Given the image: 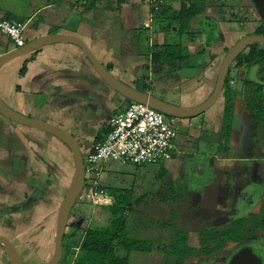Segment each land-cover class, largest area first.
I'll return each instance as SVG.
<instances>
[{
    "label": "crops",
    "instance_id": "crops-1",
    "mask_svg": "<svg viewBox=\"0 0 264 264\" xmlns=\"http://www.w3.org/2000/svg\"><path fill=\"white\" fill-rule=\"evenodd\" d=\"M165 1L169 6L173 2ZM149 2L150 0H0V19L14 18L26 22L24 44L46 34L76 35L106 68H110L113 75L132 86L146 85V91L153 94L146 84L144 74L148 68L139 71L138 67L145 62L142 59L144 57L148 60L145 63L149 64V69L153 66L162 69L163 65L160 63L152 64V52L162 50V46L178 40L181 45L184 42L194 43L189 41L194 37L190 33L191 29L189 33H176L179 21L178 24L176 20L172 21L173 30L172 27L165 28L171 21L172 14L177 15L184 4L182 14H193L188 21L193 24L189 23L191 27L195 26L200 17L204 23L212 22L211 26L214 27H207V31L201 30L203 32L199 35L200 43L196 52H190L187 46H183L190 55H196L197 60L193 63L200 64L198 66L202 74L197 78L196 85H201L200 89L191 88L165 97L166 101L170 100L168 102L178 105L202 102L212 92L216 79L215 75L208 76L202 67L208 50L219 45L228 48L230 34L224 33L225 28L222 26H228L230 22L218 23L215 15L211 20H204L208 9V3L205 2L181 0L178 6H171L170 11L162 10L163 13L156 17L152 14ZM195 9L198 12L195 13ZM218 25L221 32L217 29ZM145 40L148 44L140 48ZM13 48H16L15 44L0 32V54ZM126 68L129 70L127 73L124 72ZM231 89L234 107L227 142L221 134V93L218 97L221 101L217 104L216 101L203 114L179 119V139H175L172 158L164 163H154L159 167L154 172L155 180H161L158 186L146 187L142 180L137 185V191L141 194L136 199L140 198L146 207L149 206L148 203L160 207L151 210L152 221L166 223L162 218L167 216L168 211L174 215L175 203L181 209H188L192 216L190 203L186 206L187 200L193 199L196 204L197 200H202L200 186L204 185L206 178H209L208 182L216 180L219 186L215 197L218 221L232 218L236 214L234 208L239 204L248 207L250 213L258 212L257 199L253 198L258 192V131L254 132V122L244 124L241 131L236 119V114L239 116L249 111L246 104H243L248 99L244 81ZM0 97L19 113L64 128L81 142L80 148L83 150L99 142L105 135L107 118L129 104L127 99L99 78L78 46L66 42L44 45L7 62L0 69ZM174 98L177 101L173 102ZM242 132L246 134V139L242 138ZM61 145L63 144L58 138L48 133L0 115V207L19 204L29 195L35 198L47 188L54 174L53 166L61 159L57 153L59 148L63 149ZM246 150L248 153H245ZM142 166L132 168L137 171ZM109 174L106 165L104 184L110 180L113 188H124L132 195L133 184L127 187L115 185L119 179H110ZM163 177L169 178L162 180ZM141 184L147 189L143 190ZM162 186H165L162 190L169 186L172 191L168 197L158 192ZM240 197L244 198L243 203H240ZM40 200L36 199L33 203L37 210L40 204L45 205ZM166 203L169 205L166 206ZM199 223L208 224L207 221ZM200 227L195 226L188 231L187 245H198L196 231ZM190 240H193V244ZM196 259L199 260L195 264H204L202 258Z\"/></svg>",
    "mask_w": 264,
    "mask_h": 264
},
{
    "label": "rangeland",
    "instance_id": "rangeland-1",
    "mask_svg": "<svg viewBox=\"0 0 264 264\" xmlns=\"http://www.w3.org/2000/svg\"><path fill=\"white\" fill-rule=\"evenodd\" d=\"M180 1L181 0H173L171 6H178L180 4ZM194 1H196L197 3H208V9L206 10L207 12L204 14V20H211L215 15L218 23L225 21L230 22V25H228L229 27L222 26L223 28H225L224 33H228V35L230 34L228 47L239 37L254 33L258 29L259 16L257 10L249 0ZM195 10V13L198 12L197 9ZM220 16H222V18L219 19ZM152 19L154 20V18ZM189 23L193 25L191 22ZM211 25L212 22L204 23L202 18L200 17L195 22V26L190 28L192 30V32L190 33H192L194 37H189V41L194 43L188 44L184 42L182 43V46H187L190 52H196V50L198 49V44L200 43V33L203 31H207V27H214ZM173 29L174 27H172V30ZM202 29L203 31H201ZM217 29L218 31L221 30L219 25ZM143 32L144 31L142 30V33ZM142 39L141 41H143ZM147 44L148 43L145 40L141 43L140 48H143ZM257 46L260 48L264 47L263 44H257ZM226 48L227 47H225L224 45H219L213 47V50H208L204 66L201 61L203 66L202 68H204L205 73L209 74L208 76H216L220 62L226 52ZM244 54H248V50H246ZM181 55L185 56V58L181 59L184 61V65H182L180 68H178L179 63L175 61L164 64L162 69L158 66H153V68L150 67L149 69V64L145 63L148 62V60L144 57H142V59L145 62L140 64L138 67L139 71L141 69L145 68L146 70V68H148V70H146L144 73L146 75V84L148 85V88H151L153 94L161 95V99L165 101L167 100L166 97H169L171 95L174 96L176 95L175 93L179 91H188L191 88L200 89L201 87V85L196 86L198 84L197 78L200 74H202V71L199 68L200 64L193 63L195 62V60H197L196 55H190L188 51L187 53H181ZM186 55H188V57ZM246 61V57H243L238 62H234L230 67V87H237L240 81L250 82V84H252V87H255L256 85H258V81L260 80L261 76L263 77L262 82H264L263 74L261 75L258 73V65L250 64L251 66L247 67ZM128 71L129 70H127V68L124 70L125 73H127ZM194 74L195 77H193ZM251 93L252 88H249L246 93L247 97H249ZM262 95L264 103V93ZM174 101H177V98H174L173 102ZM218 101L220 102L221 98H218L216 104L219 103ZM243 104L245 105V102ZM238 114H240V112ZM236 119L239 121L241 131H243L244 129V124L253 122L251 113H249V111L243 112V114L241 113L239 116L236 114ZM242 135V138L246 139V134L244 132H242ZM61 148L63 149L59 148L57 150V153L60 154L59 156L61 157V159L56 161V166H53L54 174L52 175V177L51 175L49 176L51 177V181L48 182L47 188L42 192L40 191L37 195V199H41L40 201L43 200L42 202H45V205L40 204L38 206V210L35 209V207L29 205L25 206V208L20 211L13 210L9 214L7 221L2 224L0 223V227L4 225L3 227L9 230V232L7 233L11 236L16 246L21 250L25 264H46L52 254L57 210L67 190L74 168L73 157L67 146L63 144L61 145ZM245 153H248V150H246ZM132 167L133 165H123L117 161H110L107 163V170L111 174H109L110 179L111 177L119 179V182L115 185L122 184V187H127L133 184L134 186L133 193L132 195H130V200L132 202L131 206L134 208L131 209L128 214L127 212H125V214H127L126 218L128 221V236L133 239L151 240L155 245L158 243L167 244L173 237L175 228L169 225H164L161 221H152L150 218L152 216L151 210H156L160 207H157V205H151L150 203H148L149 206L146 207L142 203L140 198H135L136 196L141 194V192L137 191V185L141 180L146 187H148V185L151 188H155L158 186L161 180H159V182L155 180L154 172H157L159 167H157L156 164H144V166L139 167L137 171ZM168 178L169 177H163L162 180ZM208 180L209 178H206L204 185L202 184L200 186L202 200H197L198 204H196L193 199L187 200L188 203H186V206H188V204L190 203L191 214H193L192 216L189 214L188 209H181L180 207H178L177 203H175L174 215H172L171 213L169 214L168 211L167 216L165 218H162V221L166 223L172 221L176 225V227L185 228L188 231L194 229L195 226L202 225V223L199 222L203 221H207L208 225H221V223L217 220L219 213L216 212L218 208L215 204V197L217 195L216 191L219 186L216 180H211L210 182H208ZM112 184L113 183L108 180L104 185L108 187L107 190H110ZM143 184H141L143 190L147 189L143 186ZM163 188H165V186L160 187L158 192L160 193V195L168 197L172 191L169 189V186L166 189L162 190ZM42 197L44 198L42 199ZM253 198L255 200L257 199L256 202H258L259 208L260 201L264 199V126L258 129V192L255 194V196H253ZM239 200L240 203H243L244 198L240 197ZM165 205L168 206L169 203H166ZM234 211L236 214L234 213L235 215L233 217H239L240 215L243 216L244 213H248V207L246 208L245 205L239 204L234 208ZM185 216L187 218H185ZM107 217L108 213L104 211L102 207H93L87 203H81V201H78L75 205L74 213L68 220V225L71 226L75 225L76 223L83 222L82 224H84L85 227H99L106 224ZM68 228L69 226L66 228V230L69 231ZM81 232L82 230L79 229L75 236H66L63 239L62 252L64 253V256L61 257V264H66L69 251L77 242V239ZM256 236V240L251 242L253 245L252 248L257 255L261 256L264 259V242H258V235ZM260 236L264 239V233H260ZM190 241L193 244V240ZM198 246L199 240L196 247ZM236 246L237 245L228 242L225 244V255H222L221 257H218L216 259H203L204 261L202 259L200 260H202L204 264H225L227 252L232 251L233 253ZM118 253L120 255H123V249H118ZM73 259L69 262V264L73 263ZM174 260L175 258H168L161 250L154 248L151 252H130L128 264H174ZM198 260L199 259H196L194 257L185 258L183 260V264H195Z\"/></svg>",
    "mask_w": 264,
    "mask_h": 264
},
{
    "label": "trees",
    "instance_id": "trees-1",
    "mask_svg": "<svg viewBox=\"0 0 264 264\" xmlns=\"http://www.w3.org/2000/svg\"><path fill=\"white\" fill-rule=\"evenodd\" d=\"M150 3L152 14L155 15L154 17L159 13L161 14L162 10L170 11L171 9V6H169L165 0H150ZM182 9H185L184 4L177 15L172 14L173 16L170 18L171 21L165 27L171 29V27H173L172 21H179L176 29L178 35L190 32L191 26L188 21L193 16L190 12H188V14H182ZM254 33L258 34V29ZM161 49L162 50L152 52L151 62L153 65L157 63L164 65L168 62L175 61L179 63L178 68L184 65V61L181 59L185 58V56H182L181 53H187V50L181 45L179 40L162 46ZM227 49L228 48H226L225 51H227ZM246 50H248V54H244ZM186 56L188 57V55ZM243 57H246L247 67L251 66L250 64L264 66V47L260 48L257 44L251 45L238 55L234 62H238ZM109 69L108 67V70ZM230 70L231 68L228 71L222 89L223 121L221 134L224 136L225 142L228 140V133L231 129L232 110L234 107L232 89L229 86ZM244 87L246 92L249 88H252V93L248 99L245 100V104L254 122V132H257L260 127L264 126L263 90L259 85L252 87V84L247 81H244ZM136 88L146 91L147 87L146 85H142ZM107 189L108 187L104 185L105 192L112 197L113 201L110 205L100 206L108 213L105 225L99 227H85L84 224H82L83 222L71 226L67 224L69 226V231L66 230L65 237L75 236L79 229H81L82 232L73 248L70 249L66 264H69L73 258L72 264H128L130 252H151L154 248L161 250L168 258H175L174 264H183V260L187 257L202 259H216L221 257L226 254L224 249L225 244L228 242L237 243L234 249L235 252L242 247L251 248L253 253L257 255L252 248L253 245L251 242L256 240V235H258V242H264V239L260 236V233H264V199L259 203L258 213L248 212L243 216L232 217L226 220L222 218V220L219 221L221 225L215 226L205 223L200 225L201 227L196 231L199 237L198 247L187 245V229L176 227L172 221L162 223L175 228V232L169 243L164 245L156 244L154 247L155 244L151 240L133 239L128 236V221L126 217L128 212L134 208L131 206L132 202L129 192L124 188H113L112 186L110 190ZM75 205L70 211L69 218L74 213ZM125 212H127V214H125ZM120 248L123 249V255L118 253V249ZM231 254L230 252L227 253L225 262L229 260ZM257 256L262 259L264 264V259L259 255Z\"/></svg>",
    "mask_w": 264,
    "mask_h": 264
},
{
    "label": "water",
    "instance_id": "water-1",
    "mask_svg": "<svg viewBox=\"0 0 264 264\" xmlns=\"http://www.w3.org/2000/svg\"><path fill=\"white\" fill-rule=\"evenodd\" d=\"M249 1L257 10V13L264 20V0ZM57 42L72 43L78 46L84 53L85 57L87 58L99 78L109 88L114 90L125 99L131 102L147 105L148 107L155 109L165 114L166 116L182 119L192 118L203 114L217 101L218 97L222 93L228 71L236 57L251 45H264V35L255 33L246 34L236 40L230 47H228L220 62L212 92L205 100L195 105L172 104L151 94L148 91L139 90L136 88V86H132L123 82L118 77L113 75L110 70H108V68H106V66L96 58V56L91 52L88 45L81 38L73 34H46L28 41L23 46L16 47L8 50L7 52L1 53L0 69L7 62L18 56L35 51L44 45ZM0 115L13 122L28 126L32 129L43 131L58 138L63 144L67 146L73 157V173L62 202L57 210L55 218L53 250L50 258L46 262V264H59L62 257V241L66 232L69 214L75 203L79 201V196L84 184V167L78 140L74 137V135L56 124L32 118L30 116H26L22 113L17 112L16 110L8 106L1 97ZM0 246L4 249L9 264H23L16 247L7 237L0 235ZM225 264H263V262L261 258L253 253L251 248L242 247L236 250V252L232 254L230 259Z\"/></svg>",
    "mask_w": 264,
    "mask_h": 264
},
{
    "label": "built area",
    "instance_id": "built-area-1",
    "mask_svg": "<svg viewBox=\"0 0 264 264\" xmlns=\"http://www.w3.org/2000/svg\"><path fill=\"white\" fill-rule=\"evenodd\" d=\"M26 22L0 19V32L16 47L25 43ZM179 119L136 102L110 115L104 137L89 149H81L84 184L81 203L93 207L110 205L112 197L104 190L103 176L110 161L123 165L164 163L172 158ZM85 234V233H84Z\"/></svg>",
    "mask_w": 264,
    "mask_h": 264
},
{
    "label": "flooded vegetation",
    "instance_id": "flooded-vegetation-1",
    "mask_svg": "<svg viewBox=\"0 0 264 264\" xmlns=\"http://www.w3.org/2000/svg\"><path fill=\"white\" fill-rule=\"evenodd\" d=\"M258 16H259L258 34L259 35H264V20L261 18V16L259 14H258ZM258 73L261 74V75L263 74V76H264V66L263 65H258ZM262 79H263V77L261 76L260 80L258 81V85L261 86L262 90H264V82H262ZM263 93H264V91H263ZM78 143H79V146H80L81 142H79V140H78ZM28 197H30V199H27ZM36 199H37V197L34 198V196L29 195V196L26 197V199H24V201H22L19 204L17 203L15 205L1 206L0 207V217H1V222L0 223L2 224L4 222H6L9 214L13 210H17V211L23 210L25 208V206H27V205L34 207L33 203H34V201ZM30 202H32V203H30ZM3 226L4 225H2V227H0V235H3L5 237H7L13 243V245L16 247V249H17V251H18V253H19V255H20L21 259H22L23 264H25V261L23 260V257H22L21 250L19 249V247L16 246V244L13 241V239L11 238V236L7 233V232H9V230L4 228ZM65 234H66V232H65ZM65 234H64V238H65ZM235 245H237V243ZM62 249H63V241H62ZM230 253H232V251ZM233 253H235V251ZM232 254H231V256H232ZM63 256H64V253L62 252V257ZM61 261H62V258H61ZM61 261L59 262V264H61ZM225 261H226V259H225ZM0 264H9V262H8V260L6 258V254L4 252V249L1 246H0Z\"/></svg>",
    "mask_w": 264,
    "mask_h": 264
}]
</instances>
